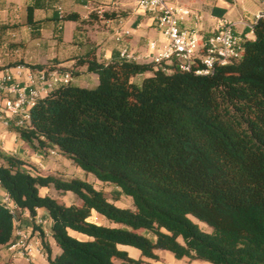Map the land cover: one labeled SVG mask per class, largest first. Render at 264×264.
<instances>
[{
    "label": "trees",
    "instance_id": "trees-1",
    "mask_svg": "<svg viewBox=\"0 0 264 264\" xmlns=\"http://www.w3.org/2000/svg\"><path fill=\"white\" fill-rule=\"evenodd\" d=\"M42 4L29 0L27 5L34 32L58 20L75 21L81 31L100 18L97 11L82 20L77 13L56 10L55 17L36 22L34 11ZM212 12L226 14L218 7ZM118 14L125 15L101 13L107 19ZM54 31L62 34V24ZM252 31L243 56L217 66L209 76L177 68L167 72L119 54L102 61L97 47L72 58L71 70L60 68L74 80L81 73L77 68L86 66L85 73L97 75L99 83L86 88L72 80L37 102L30 127L18 130L21 140L44 155L57 151L114 186L115 199L130 197L134 209L117 206L90 182L34 175L22 169L20 159L3 156L1 187L31 216L40 209L52 220V237L61 253L53 257L42 232L49 264H151L143 258L158 261L157 251L177 260L264 264V17L257 18ZM60 63L20 60L6 65L42 69ZM51 187L73 193L82 204L67 206L40 195V188ZM93 212L110 226L90 222ZM14 229V217L0 201V248L14 241ZM119 246L138 249L141 258Z\"/></svg>",
    "mask_w": 264,
    "mask_h": 264
},
{
    "label": "built area",
    "instance_id": "built-area-1",
    "mask_svg": "<svg viewBox=\"0 0 264 264\" xmlns=\"http://www.w3.org/2000/svg\"><path fill=\"white\" fill-rule=\"evenodd\" d=\"M137 8L154 18L165 38L163 46L157 42L150 44V58L152 63L163 66L167 72L177 68L198 76H209L217 66L230 64L243 56L244 40L235 35L232 22L223 20L219 28L205 40L198 32L182 27L185 19L191 15L189 9L171 5L167 0H137ZM262 13L264 17V10ZM129 35L130 31L123 30L116 40L120 42ZM121 57L136 61V57L127 49L122 50ZM60 68L32 69L25 65L9 67L0 64V153L19 157L20 151L10 146L17 144L19 129L30 127L31 109L57 88L72 82V73ZM50 153L57 154L54 150ZM38 167L43 168L42 163H38ZM0 189H3L1 182ZM1 202L14 217V241L8 246L9 251L29 264H36V254H42V232L45 226L50 222L52 224L50 216L48 220L40 213V209L35 216H31L28 210L19 208L7 193ZM19 217L29 219L30 225L25 226ZM50 235L46 234L47 237Z\"/></svg>",
    "mask_w": 264,
    "mask_h": 264
},
{
    "label": "crops",
    "instance_id": "crops-1",
    "mask_svg": "<svg viewBox=\"0 0 264 264\" xmlns=\"http://www.w3.org/2000/svg\"><path fill=\"white\" fill-rule=\"evenodd\" d=\"M42 1V8L36 9L34 11V21L45 20L48 18H53L56 16V10L64 11L65 13H77L80 15L82 20H89V17L92 12L100 13V18L98 21L94 22V24H85L83 25V29L81 31L77 30L78 23L75 21H61L58 20L57 24L53 28H56L58 25L62 24V35L65 29V25L67 23L71 24V29L73 30L71 43L76 45L79 48V52H75L70 57V61L66 62L63 60V63H60L58 66L62 68H73L76 60L72 59L79 55H84L88 51L97 47L96 54L98 58L102 61H110L112 57L116 54L121 56V52L123 49H127L129 53L133 54L136 57V62L145 64L151 63V49L150 44L152 42H157L158 45L163 46L166 41L162 34V32L157 28V25L154 21V18L147 13L139 10L137 8V0H134L130 6V10H125V15L118 14L115 18L107 19L101 15L100 10H95L92 8L95 1L98 0H53V4H49L48 0H39ZM171 5L183 7L189 9L191 11V15L185 19L183 22V28L193 30L198 32L205 40L208 39L220 26L223 20H227L234 24V33L236 36L242 38L244 41L251 40L254 38V33L252 31V26L256 22L257 18L264 10V0H252V3L248 4V0L244 1V8L240 12L239 18L234 19L230 16V10L232 7L238 3V0H167ZM20 3L23 2L28 5L29 0H0V8L1 6L6 8L8 3ZM9 6V4H8ZM214 7L222 8L226 10V14L223 17H219L213 14L212 10ZM101 8V7H100ZM108 11V10H106ZM110 12L119 13L117 9L110 10ZM40 13H42V17H40ZM27 14V8H26ZM253 19V23H250V19ZM103 26L108 29L101 37L104 42H98L96 40H92L89 35L90 28H94L95 26ZM43 30V29H41ZM123 30L130 31V35L124 37L122 41H117L116 37ZM62 40L64 41V36H62ZM103 43V44H102ZM54 60V59H52ZM50 60V61H52ZM58 60V59H57ZM48 62L37 61L34 64L46 65ZM0 64H2L0 62ZM6 65V64H4ZM82 71L84 76H77L79 81L84 82L86 76L92 77L91 79L96 80L98 76L95 74H87L85 73L86 66L78 67L77 70ZM99 80V79H98ZM76 84V83H75ZM77 85L81 86L78 82ZM84 87V86H81ZM22 151L20 152L18 159L21 161L28 160L33 163H45L47 159L44 158V154L39 152L31 153L29 150H24L25 147L28 146L27 143L22 141ZM26 159V160H22ZM35 165V164H34ZM37 165V164H36ZM25 167V165H22ZM37 167V166H36ZM48 175V174H47ZM53 175V174H49ZM54 176V175H53ZM41 196H47L50 192V188H40L39 190ZM6 191L4 189H0V201L5 195ZM41 214H44L45 217L50 220L48 213L44 210H40ZM22 222L25 226L30 225L29 219H24ZM51 222L49 223L50 232H51ZM117 227V226H116ZM50 237H48L47 242H49L53 257L59 255L61 253L60 248L56 245L55 240L52 237V233H50ZM70 235L73 237L86 241L90 240V238L86 235L80 234L78 232L70 231ZM120 249L125 250L129 253V255L134 259L141 258V252H136L132 250L133 247L129 246H119ZM42 254H36V264H48V259L46 257V253L42 247ZM136 249V248H135ZM131 251L136 253V258L133 257ZM159 255V254H158ZM45 256V257H44ZM182 261V260H178ZM0 264H29L27 260L18 258L12 252L9 251L8 247L0 248Z\"/></svg>",
    "mask_w": 264,
    "mask_h": 264
},
{
    "label": "rangeland",
    "instance_id": "rangeland-1",
    "mask_svg": "<svg viewBox=\"0 0 264 264\" xmlns=\"http://www.w3.org/2000/svg\"><path fill=\"white\" fill-rule=\"evenodd\" d=\"M133 1L134 0H98L95 1L92 8H94L95 10L97 9L108 11L117 9L118 12L124 14L126 13L125 10H130V6ZM244 1L245 0H238V3H236L232 7L229 13L232 18H239L240 12L244 8ZM247 2L248 4H250L252 3V0H248ZM8 4L6 8L2 6L0 8V62L2 64H9L20 60L32 64L36 63L37 61L46 63L52 59L69 62L72 54H75V52H79V48L71 43L73 30L71 29L70 23H67L65 25L63 35L59 32L54 31L53 27L55 26V21L45 23V25L43 26V30H41L40 32H34L27 22L26 4H24L23 2H17L14 5L13 3ZM42 16V13H40V17ZM249 21L250 23H253L252 18ZM88 30L90 38L92 40L104 42L101 37H103L102 35L108 29L101 25L95 26L94 28H90ZM58 36H64V41H59ZM66 69L71 70L72 68ZM80 72V77L84 76V73L82 71ZM91 78L92 77L90 76H86L84 79L85 83H83L79 81L76 76H74L73 82L76 84L78 82L81 86H84L86 88H94L98 85L99 80L96 77V80L94 82V80H92ZM22 144L23 143L21 138H18L17 144L15 146L11 144L10 148H17L21 152ZM24 150H29L31 153L39 152V149H34L30 145L25 147ZM42 152L47 153L46 150H43ZM56 153L57 154L55 155H52L51 153H47L46 155H44V158L47 159V161L43 163V168L38 167V163H33L29 162L26 159H22L26 160L22 161L23 165H25V167H22V169L29 171L34 175L53 174L63 181H69L72 179L85 180L94 184L97 190H102L108 197V199L112 202H115L117 206L126 209H134L133 200L130 197L122 195L119 197V199H115L114 197H116L117 195V189L114 186L100 182L93 175L85 173L81 168L77 167L72 163V161L66 159L57 151ZM3 156L10 157L8 153H0V165L6 163ZM48 194L55 198L57 202L65 204L67 206H79L82 204V201L71 192H60L51 187ZM19 219L23 220V217H19ZM89 221L98 225L110 226V223L105 218L98 215V213L96 212L92 213ZM111 226L116 227L117 225L112 224ZM200 226L206 231L210 230L203 224H200ZM45 227L46 229L43 230V233L45 234L44 238L48 240L46 234L50 235V227L49 225ZM132 250L139 252V250L135 248H133ZM131 254L136 258V253L131 251ZM157 254H159L158 261L148 258L143 259L150 262L151 264H211L209 262L201 260L190 261L188 259H183L182 261H178L170 252L167 251H157Z\"/></svg>",
    "mask_w": 264,
    "mask_h": 264
},
{
    "label": "water",
    "instance_id": "water-1",
    "mask_svg": "<svg viewBox=\"0 0 264 264\" xmlns=\"http://www.w3.org/2000/svg\"><path fill=\"white\" fill-rule=\"evenodd\" d=\"M262 16H263V13L260 14V17H262Z\"/></svg>",
    "mask_w": 264,
    "mask_h": 264
},
{
    "label": "clouds",
    "instance_id": "clouds-1",
    "mask_svg": "<svg viewBox=\"0 0 264 264\" xmlns=\"http://www.w3.org/2000/svg\"><path fill=\"white\" fill-rule=\"evenodd\" d=\"M98 215H100V214H98ZM100 216H102V215H100ZM103 217V216H102ZM104 218V217H103Z\"/></svg>",
    "mask_w": 264,
    "mask_h": 264
}]
</instances>
